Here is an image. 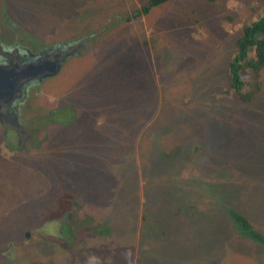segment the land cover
I'll return each mask as SVG.
<instances>
[{"label":"rangeland","instance_id":"rangeland-1","mask_svg":"<svg viewBox=\"0 0 264 264\" xmlns=\"http://www.w3.org/2000/svg\"><path fill=\"white\" fill-rule=\"evenodd\" d=\"M148 1L0 0L37 43L98 33L31 98L37 124L61 109L65 125L24 150L0 125V264H264L229 217L264 235V70L246 103L227 68L264 0L137 16Z\"/></svg>","mask_w":264,"mask_h":264},{"label":"flooded vegetation","instance_id":"flooded-vegetation-1","mask_svg":"<svg viewBox=\"0 0 264 264\" xmlns=\"http://www.w3.org/2000/svg\"><path fill=\"white\" fill-rule=\"evenodd\" d=\"M1 21L3 26L7 25L6 27L9 37L0 34V66H7L8 68L12 66L18 69L30 63H36L37 61L41 64H45V67H52L55 64L60 63L62 68V65L69 57L78 54L79 49H86L87 44L89 43L88 40L98 34L92 33L78 41L66 43L67 45L63 47H60L62 44L50 46L33 41V39L15 23H10L9 19L4 14L1 16ZM57 73L54 72V75L52 76H55ZM50 77L48 76L47 78ZM47 78L42 79L41 82L38 80H31L30 82L25 83L23 87H21L19 95L16 94L18 97H15L12 100L6 98L1 102L0 125L3 127L2 137L5 146L9 143V130H11V134L16 136L15 140H17V148L22 146L21 149L24 150L23 148L27 142L32 143V147H36L35 143H40L39 139H41L42 136H44L43 139H45V130L47 129L48 124L50 125V123H54L65 125L67 123L63 120V116L66 115L65 111V114L62 113L64 114L62 117H59L62 114H57L61 109L56 111L53 109L49 111V113H45L46 115L42 114L41 117H39V124H37L33 117L28 115V113L32 114L31 98L37 95L38 92H35ZM55 115H58L59 118ZM33 128L35 129L33 130ZM42 131L45 132L42 133ZM67 222L68 221H61L55 223L53 228H58L59 234L69 236L71 235V228Z\"/></svg>","mask_w":264,"mask_h":264},{"label":"trees","instance_id":"trees-1","mask_svg":"<svg viewBox=\"0 0 264 264\" xmlns=\"http://www.w3.org/2000/svg\"><path fill=\"white\" fill-rule=\"evenodd\" d=\"M168 0H149L142 5L137 16L148 14L151 9L163 5ZM262 15L253 17L248 25L242 30L236 41L234 55L228 62L229 91L228 93L238 96L246 103L251 102L260 91L262 71L264 70V7ZM249 86L247 94H242L244 86ZM61 111V110H60ZM57 114H62V112ZM229 217L236 231L243 237L257 244L264 243V235L254 229L249 220L235 210L229 211Z\"/></svg>","mask_w":264,"mask_h":264},{"label":"water","instance_id":"water-1","mask_svg":"<svg viewBox=\"0 0 264 264\" xmlns=\"http://www.w3.org/2000/svg\"><path fill=\"white\" fill-rule=\"evenodd\" d=\"M67 44H62L63 47ZM71 47V46H69ZM61 68L60 63L55 64L52 67H45V64H41L38 61L36 63H30L22 68L0 66V104L3 99H14L19 95L21 87L25 83L31 80H38L47 78L54 75Z\"/></svg>","mask_w":264,"mask_h":264},{"label":"bare ground","instance_id":"bare-ground-1","mask_svg":"<svg viewBox=\"0 0 264 264\" xmlns=\"http://www.w3.org/2000/svg\"><path fill=\"white\" fill-rule=\"evenodd\" d=\"M67 220V219H66ZM78 233V232H77Z\"/></svg>","mask_w":264,"mask_h":264}]
</instances>
